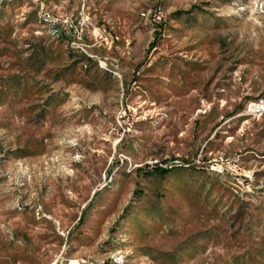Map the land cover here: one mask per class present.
I'll list each match as a JSON object with an SVG mask.
<instances>
[{"label":"rangeland","instance_id":"obj_1","mask_svg":"<svg viewBox=\"0 0 264 264\" xmlns=\"http://www.w3.org/2000/svg\"><path fill=\"white\" fill-rule=\"evenodd\" d=\"M263 92L264 0H0V264H264Z\"/></svg>","mask_w":264,"mask_h":264},{"label":"built area","instance_id":"obj_2","mask_svg":"<svg viewBox=\"0 0 264 264\" xmlns=\"http://www.w3.org/2000/svg\"><path fill=\"white\" fill-rule=\"evenodd\" d=\"M39 13L44 16V27L47 31V33L52 37H62L65 36L67 38H70L68 42L73 45L74 43L71 41V32L70 29L65 30L62 27L63 20L61 18H52L49 14H44V8H39ZM84 20L83 17L80 16L79 21L82 23ZM82 30V27H81ZM81 34V32H80ZM251 116H258L260 114L264 113V103H257V98H251L249 99V105L245 111ZM89 260H81L80 262H69L68 264H89Z\"/></svg>","mask_w":264,"mask_h":264},{"label":"trees","instance_id":"obj_3","mask_svg":"<svg viewBox=\"0 0 264 264\" xmlns=\"http://www.w3.org/2000/svg\"><path fill=\"white\" fill-rule=\"evenodd\" d=\"M184 11V10H183ZM182 10H176L174 11L173 13L174 14H179L181 12H183ZM158 27L161 25L159 22L156 24ZM154 34L158 35L159 32H154ZM154 43V40L150 42V45H152ZM39 49H37L38 51ZM37 57V54L36 56L33 58L35 59ZM264 92L262 94H260L259 96L263 95ZM253 99L254 98H257V97H252ZM251 99V98H250ZM187 165H189L188 163H186ZM186 165V166H187ZM174 166H177L176 164H168V165H165V166H162V165H159L158 163H153L148 169H146L145 171L148 173V174H154L155 176H158V177H162L164 176L167 172H169L170 170L174 169L173 167ZM180 166V165H178ZM194 168H197L196 165L192 166ZM80 218V215H78L77 219Z\"/></svg>","mask_w":264,"mask_h":264},{"label":"bare ground","instance_id":"obj_4","mask_svg":"<svg viewBox=\"0 0 264 264\" xmlns=\"http://www.w3.org/2000/svg\"><path fill=\"white\" fill-rule=\"evenodd\" d=\"M41 16H43L42 14H41ZM44 17V16H43ZM70 32H71V39H72V30L70 29ZM73 42V41H72ZM257 103H258V99H257Z\"/></svg>","mask_w":264,"mask_h":264}]
</instances>
